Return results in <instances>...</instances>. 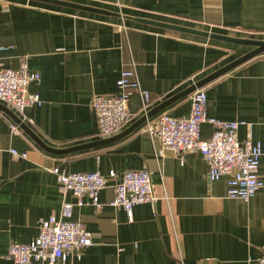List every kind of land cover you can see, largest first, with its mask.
<instances>
[{"label":"crops","instance_id":"crops-1","mask_svg":"<svg viewBox=\"0 0 264 264\" xmlns=\"http://www.w3.org/2000/svg\"><path fill=\"white\" fill-rule=\"evenodd\" d=\"M252 42L264 43V0H0V48H9L0 60L18 69L27 57L41 78L29 91L43 100L26 109L32 122L0 102V264H15L11 244L34 241L39 222L61 218L65 202L93 237L67 264H257L264 187L248 202L232 200L231 177L211 182L200 152L159 157L138 93L126 128L110 136L100 134L91 109L94 95L118 94L121 72L135 67L151 93L152 120L188 116L191 95L203 88L208 117L244 123L238 140L264 150V51ZM213 131L203 124L202 139ZM144 167L156 200L130 218L110 205L115 184ZM55 168L100 172L108 181L102 208L60 193ZM259 175L264 181V162Z\"/></svg>","mask_w":264,"mask_h":264},{"label":"built area","instance_id":"built-area-1","mask_svg":"<svg viewBox=\"0 0 264 264\" xmlns=\"http://www.w3.org/2000/svg\"><path fill=\"white\" fill-rule=\"evenodd\" d=\"M9 48H0L6 51ZM40 75L32 72L27 57L20 59L18 69H12L0 60V102L20 113L23 121L32 120L25 113L26 109L42 106L43 100L36 93H31L29 87L33 83H40ZM118 94L94 95L91 109L97 117V127L103 136L126 128L131 118L128 104L134 93L142 98V115L145 127L149 132L152 143L160 145L157 153L159 157L165 151H172L181 156L186 153L200 152L206 160L211 182H216L225 176H230L228 182V197L232 200L241 199L250 201L264 187V181L259 175V168L264 162V150L261 142L251 139L242 143L238 140V132L244 123L210 118L207 115V91L196 89L191 95V112L188 116L175 118L163 113L157 120H152L148 106L151 102V93L144 90L136 68H127L120 74L117 82ZM203 124L212 125L213 134L209 139H202ZM12 130L19 131L18 125H12ZM16 158L26 159L27 153L12 150ZM60 193L72 194L77 198V206L92 205L102 208L99 193L108 185L107 179L94 173H68L55 168ZM116 176L113 171L111 178ZM122 180L115 184V197L110 205L122 208L130 218L133 209L138 205L155 203L154 183L148 167L130 170L122 175ZM88 197L90 202H85ZM74 204L65 202L62 207V217L51 216L39 222V236L28 244L13 243L9 248L8 258L15 264H30L33 261L39 264L66 263L67 257L74 251L78 259L82 257V250L93 244L92 233L79 221H72ZM250 263L251 259L248 260ZM257 264H264V253L257 260ZM72 264V263H71Z\"/></svg>","mask_w":264,"mask_h":264},{"label":"water","instance_id":"water-1","mask_svg":"<svg viewBox=\"0 0 264 264\" xmlns=\"http://www.w3.org/2000/svg\"><path fill=\"white\" fill-rule=\"evenodd\" d=\"M252 43L264 51V43L261 42H252Z\"/></svg>","mask_w":264,"mask_h":264}]
</instances>
